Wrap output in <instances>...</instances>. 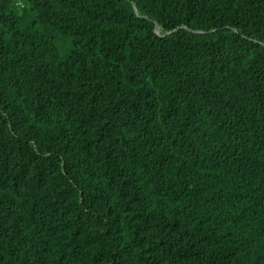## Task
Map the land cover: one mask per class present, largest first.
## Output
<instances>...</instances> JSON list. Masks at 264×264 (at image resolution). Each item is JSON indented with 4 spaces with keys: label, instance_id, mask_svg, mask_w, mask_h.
<instances>
[{
    "label": "trees",
    "instance_id": "1",
    "mask_svg": "<svg viewBox=\"0 0 264 264\" xmlns=\"http://www.w3.org/2000/svg\"><path fill=\"white\" fill-rule=\"evenodd\" d=\"M0 264H264V0H0Z\"/></svg>",
    "mask_w": 264,
    "mask_h": 264
},
{
    "label": "water",
    "instance_id": "2",
    "mask_svg": "<svg viewBox=\"0 0 264 264\" xmlns=\"http://www.w3.org/2000/svg\"><path fill=\"white\" fill-rule=\"evenodd\" d=\"M134 5H135V8H136V4L134 3ZM157 26H158V24H157Z\"/></svg>",
    "mask_w": 264,
    "mask_h": 264
}]
</instances>
